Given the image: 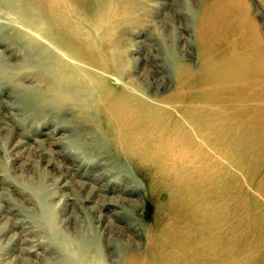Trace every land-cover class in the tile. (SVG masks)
Masks as SVG:
<instances>
[{
	"label": "bare ground",
	"instance_id": "1",
	"mask_svg": "<svg viewBox=\"0 0 264 264\" xmlns=\"http://www.w3.org/2000/svg\"><path fill=\"white\" fill-rule=\"evenodd\" d=\"M158 1L159 23L187 21L177 27L187 32L180 36L182 54L153 35L143 39L144 50L135 46L138 57L123 47L112 23L136 17L133 0H0V138L14 136V108L26 120L28 112L70 114L65 127L72 126L77 140L66 143V154L87 164L79 150L87 151L102 179L143 173L138 190L157 200L154 223L142 237L133 217L142 204L129 210L125 196L108 195L107 183L122 185L121 175L89 187L58 165L59 184L71 188L65 200L75 204L65 230L37 217L53 241L42 251L28 220L7 210L3 218L19 230L9 239L19 252L14 264H38L25 257L36 247V259L56 250L53 264H250L249 253L262 249L264 33L251 0ZM255 5L264 15V0ZM99 28L102 36L95 35ZM143 61L147 71L139 73ZM116 159L127 161L130 172ZM83 205L97 227H72L77 212L87 213ZM124 219L133 232L127 241L117 227ZM96 228L105 234L109 263Z\"/></svg>",
	"mask_w": 264,
	"mask_h": 264
},
{
	"label": "rangeland",
	"instance_id": "2",
	"mask_svg": "<svg viewBox=\"0 0 264 264\" xmlns=\"http://www.w3.org/2000/svg\"><path fill=\"white\" fill-rule=\"evenodd\" d=\"M190 1L196 4L198 0ZM158 3V0H133L134 13L132 17H136L131 20H125L124 23H122L123 20H114V22L112 23L113 35L117 36V38L118 36H122L123 47H127L128 49H130L133 53V56H139V54L136 52L137 47L135 46H138V48L143 50L145 49V43L143 39L149 35H153L154 38H156V41H164L170 51L172 49H174V52L181 51L183 41L180 39V36H185L187 32L183 30L179 32L177 27L181 23L186 25L187 21L180 19L178 20V23V21L176 22V20L172 22L169 19V23H159L158 20L161 18H156L155 14L153 13L155 11V8H157ZM250 6V12L253 15V18L260 25V27H262L261 30L264 33V15L262 14V11L260 12L259 9L256 8L257 6L255 5V0L250 1ZM162 14H164L163 17H168L167 11H164ZM137 16L141 17V22H137ZM175 23L177 24L174 25ZM91 29L93 30L95 28ZM141 31H143L144 33H142ZM129 32L134 36H130ZM139 32H141L142 34L138 35ZM95 35L102 36L101 28H99L98 30L96 29ZM2 49L0 48V50ZM180 53L182 54V52ZM146 71L147 65H145V61H143L140 63V67L137 72L145 73ZM29 84L31 85V83ZM0 98L5 97L3 94H0ZM14 110H16L15 112H18V114L14 115L12 121L13 125L10 126V129L13 132L14 136L12 138H0V231L1 233L5 231V234L2 237L0 236V264H14V258L19 254V252L12 251V248H14V246L11 247V242H9V239H12L14 237V234L18 233L19 230L13 224H8L6 222V219L3 218V215L7 214V210H12V213L17 219L28 220V224L31 226L29 229L31 231V237H33V239L35 240L37 239L38 242L43 241L41 246L42 251L44 246L47 247L48 244L53 242L51 240V234L49 233V230L45 225L40 224L42 221H46L47 223L50 221L52 226L59 232H63V230H65L66 217L68 216L69 212L73 210L75 204H70L65 200L66 195L70 193L71 188H63L59 184L58 179H60L61 177V172L64 171L63 169H59L58 165H65L67 169L66 172L70 171V173L74 175L76 182H87L90 184L89 187H101V185H106V179H111L112 175H121L120 178L123 179L122 185L119 186L118 184L112 182L107 183L108 188H111V192L108 193V195L114 194L113 192L115 191V193L125 196V198L128 199V203H126V205L129 210L136 207V204H134L133 202L142 204V207H136L133 217L134 219L136 218L138 220V225H140L141 230L140 232L142 233V235L140 236L143 237V232H145L146 228L154 223L155 214L157 212V205L155 204L157 203L156 198L151 196V199H143V196L146 197V195L143 192L140 193L137 188L138 185L145 180V178L143 177V173H140L135 177L132 173H120L117 171L118 173H110L109 177L106 176L103 179L99 178L98 175L101 174L102 169L100 166L96 165L97 159L95 157L86 155L87 151L79 150L82 157L87 160L89 159V162L86 160L87 164L81 162V160H76L65 153L67 151V149L65 148L67 145L66 143L71 144L72 141L76 142L77 140L75 139V137L77 138V135L75 136V132L71 131L72 126L65 127V125H69L68 120L72 119V116L70 114H66V117L61 118L51 113L52 115L49 114V116L47 117L40 116L39 118H37L35 117V113L28 112L29 118L28 120H26L24 118V115H21V113L18 111V108H14ZM40 118L41 120H39ZM61 125L62 129L59 128ZM65 135H70V138L67 137L66 140ZM16 146H18L19 148ZM49 161L52 165L48 166L47 162ZM113 162L118 163L119 165H126L124 167V171L128 170V172H130L127 168V166L129 165L124 159H116ZM18 163L19 165H17ZM109 166H112V164L110 163ZM115 180H117V178H115ZM86 191H88V188H86L83 193H87ZM4 199H7L8 203L4 202ZM95 200H97V198H95ZM130 200L132 202L129 203ZM89 204L90 206L92 205L91 203ZM80 206H82V204H80ZM88 206L83 205V207L87 208L86 214L77 212L80 216H78L76 222L74 221L72 223V227L80 228V226L82 225H86L87 227H89L91 225L90 223L97 227L96 222H92L93 217L90 215L93 214L88 209ZM42 208H44L47 213L46 219L42 215ZM106 214L109 213H107L106 211ZM128 214L129 213H127V215ZM37 217H43V220L41 221V218H39L36 222L35 219ZM126 222L127 219H124V221H120V223H118L117 225L119 229H123L126 235H122L121 237V239H123L124 241H127L130 237L132 239L133 237V232L130 229L126 228ZM96 229L99 231V238L96 237L97 242L99 243V246L105 255L106 263H109V257L106 255L105 250L102 248L101 235L103 237V235L105 236V234H102L101 229ZM103 239H105V237H103ZM117 241L119 242V240ZM124 245H129V243L124 242ZM26 247L30 248V246ZM261 248V250L256 249L249 253L250 264H264V243ZM32 250L35 251L31 253L29 252L25 255V257L29 260H36L38 264H53L54 261H57L55 259H57L59 256L56 250L50 249L47 252L43 253L45 254L42 255L43 257L36 259L35 254L41 250H38L37 247L33 248Z\"/></svg>",
	"mask_w": 264,
	"mask_h": 264
}]
</instances>
